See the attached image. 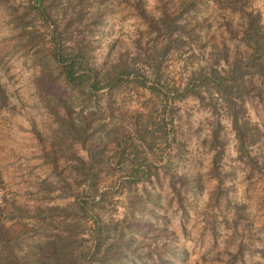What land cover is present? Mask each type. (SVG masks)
I'll list each match as a JSON object with an SVG mask.
<instances>
[{
	"label": "trees",
	"instance_id": "16d2710c",
	"mask_svg": "<svg viewBox=\"0 0 264 264\" xmlns=\"http://www.w3.org/2000/svg\"><path fill=\"white\" fill-rule=\"evenodd\" d=\"M8 1L12 0H0ZM23 1L27 3L26 11L15 16V21L29 14L41 20L50 46H35L34 55L40 57L41 70L49 78L62 81L70 93L65 99H47L45 107L58 124L60 137L79 144L86 151V158L69 153V166L75 177L73 183L62 186L71 189L65 196L72 198L64 206L28 208L13 203L6 209L0 204V264H187L188 252L177 245L176 235L164 218L161 227L150 224L154 218L162 220L156 211L160 195L153 191L160 181L161 168L167 164L166 147L174 139L172 107L167 109L168 103L176 99L179 90L165 79L164 63L172 51L192 39L193 29L186 28L181 18L196 1H182L179 12L164 8L158 15L145 13L137 5L148 31L155 35L152 43L135 39L133 52L128 48L112 51V44L100 63L95 59L94 36L103 24L104 0ZM237 2L231 0L229 7L236 9ZM238 9L243 24L237 38L247 51L231 56L223 46L214 53L212 61L191 72L182 89L200 100L207 93L212 107H222L237 140L239 159L261 171L264 146L251 154L259 141V130L247 117L246 101L256 99L264 105V28L258 14L243 7ZM28 27L31 26L21 25L23 33L34 35L36 32ZM129 86L161 95L165 105L158 122L153 118L155 109L147 114L136 110L130 128L114 120L112 95ZM72 97L80 102L78 111L72 106ZM102 97L107 100L104 105L99 104ZM89 103L93 107L86 111ZM8 105L6 89L0 82V109ZM217 128L211 134L215 169L224 150ZM48 158L54 163L55 151ZM112 164L125 171L121 187L127 189L126 207L121 216H106L107 194H99L102 174ZM182 179L169 173L167 186L178 197L175 183ZM139 183L141 191L137 188ZM41 186L49 191L55 189L53 184ZM2 217L29 220L32 224L28 231L23 229L10 236ZM30 232L37 236L36 240L23 237V233Z\"/></svg>",
	"mask_w": 264,
	"mask_h": 264
},
{
	"label": "rangeland",
	"instance_id": "374dc122",
	"mask_svg": "<svg viewBox=\"0 0 264 264\" xmlns=\"http://www.w3.org/2000/svg\"><path fill=\"white\" fill-rule=\"evenodd\" d=\"M182 1L104 0L103 24L94 36L96 62L105 58L112 44V51L128 48L133 52L135 39L152 43L155 35L148 31L137 5L145 13L158 15L164 8L179 12ZM195 1L181 18L186 28L193 29L192 39L172 51L164 63L165 79L179 90L176 99L168 103L167 109L172 107L174 139L166 147L167 164L161 168L160 181L153 191L160 195L156 211L162 220L152 219L150 227H161L164 218L176 235L177 245L187 250V264H264V169H252L239 159L230 120L219 104L212 107L207 93L200 100L182 89L191 72L212 61L223 46L231 56L247 51L237 38L243 24L238 8L258 14L264 28V0H238L236 9L229 7L231 0ZM26 5L23 0L0 2V82L9 100L8 107L0 109V204L6 209L13 203L29 208L64 206L72 201L65 196L71 189L62 187L73 183L75 177L69 153L86 158L79 144L60 137L58 124L45 107L47 99H65L70 93L62 81L49 78L41 70L40 57L34 55L35 46H50L41 20L29 14L15 21V16L25 13ZM24 24L36 33L24 34ZM111 100L116 108L114 120L128 128L136 110L147 114L155 109L153 118L158 122L165 105L161 95L130 86L115 92ZM106 101L102 97L99 104ZM71 102L78 111L80 102L75 97ZM92 107L89 103L86 111ZM246 107L248 119L259 130V141L251 149L254 155L264 146V105L248 99ZM216 128L224 150L215 169L211 134ZM54 151L53 163L48 155ZM114 166H106L99 187V194H107L106 216H121L126 207L127 189L121 187L125 171ZM169 173L183 178L175 183L179 197L167 186ZM42 184H53L55 189H42ZM141 185H137L139 191ZM1 220L10 236L23 229L28 231L32 224L29 220ZM31 234L22 235L29 241L36 240L37 236Z\"/></svg>",
	"mask_w": 264,
	"mask_h": 264
}]
</instances>
